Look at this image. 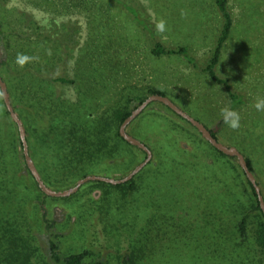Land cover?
I'll list each match as a JSON object with an SVG mask.
<instances>
[{
    "label": "trees",
    "instance_id": "16d2710c",
    "mask_svg": "<svg viewBox=\"0 0 264 264\" xmlns=\"http://www.w3.org/2000/svg\"><path fill=\"white\" fill-rule=\"evenodd\" d=\"M10 1L0 0V75L7 84L14 109L24 122L30 155L44 182L54 189L72 187L90 174L118 176L139 164L138 155L147 156L143 149L121 136L120 126L147 97L152 94L167 96V93L150 84L140 88L127 83L119 87V82L113 80L121 68H130L125 59L113 54L116 53L114 45H122L124 38L133 39L134 35V40L144 43L149 55L157 59L177 57L201 68L214 82L225 87L232 109L237 110L246 102L244 95L233 89L230 79L221 77L216 70L234 27L230 0H214L221 25L203 67L192 53L190 43L175 41L170 32H156V22L161 18L168 20V14L155 11L156 0H148L147 7L141 0H97L92 7L88 0H67L69 10L72 6L89 17L97 14V17L99 14L106 17L97 23L89 20L92 23L89 36L82 45L77 37L80 27L76 24L57 23L52 19L43 25L25 11H12L9 17L7 5ZM28 2L35 7L41 5L38 0ZM116 11L125 15L128 35L123 34L121 23L115 21ZM48 49L52 52L50 56ZM17 53L38 55L40 61L21 69L15 64ZM70 69L73 71L71 77L67 74ZM63 85L72 86L75 96H65L59 90ZM156 102L200 133L170 107ZM153 115L167 117L172 122L173 127L168 131L187 128L165 111L155 110ZM256 122L254 119L253 127L259 144L255 146L252 141L247 148L244 143L237 145L264 197V124ZM169 132L166 135L171 137ZM211 132L220 139L217 133ZM200 136H195L194 141L203 147L204 157L190 151V147L179 148L184 157L176 156L174 142L169 138L163 142L160 138L154 146L141 139L152 150L153 158L130 181L112 184L92 180L70 195L77 196L87 187L89 192L102 190L101 200L94 196L89 199L91 203L100 202L98 206L109 216L114 204L119 210L125 209L133 204L131 197L142 195L143 191L175 190L171 194L178 198L165 203L168 208L162 221L158 219L157 210L148 217L145 240L141 234L146 227L138 228L135 222L123 221L122 226L129 233L127 251H120L121 245L108 255L96 252L89 245L79 249L75 245V250L69 251L62 244V238L68 235L63 236L58 231L57 222L49 218L44 207L45 198L65 197L49 196L39 187L26 164L18 126L0 89V264H143L159 252L158 245L166 253L162 254L166 262L177 264L171 260L169 248L178 251L175 246L180 245L185 249L182 239L190 231L195 232V227L203 234L201 239L207 237L197 243L206 246L205 259L202 262L198 258L196 251L204 248H195V244L193 251L190 250L191 256L188 255L187 260L180 259V264L185 261L188 264H264V212L256 189L236 156L225 154L201 133ZM118 159L120 163L113 166ZM194 186L206 187L211 194L208 198L211 202L207 205L208 224L203 219L191 218V205L198 206L202 199L195 203L189 194L180 192V189ZM31 201L34 204L30 207ZM157 202L158 199L152 201L148 197L145 204L149 207ZM92 213L91 208L85 219L92 218ZM102 220L107 230L106 221ZM113 225L111 218L110 226L113 228ZM179 226L192 229L177 233L175 228ZM169 230H174V234ZM155 231L158 235L153 236L151 233Z\"/></svg>",
    "mask_w": 264,
    "mask_h": 264
},
{
    "label": "rangeland",
    "instance_id": "374dc122",
    "mask_svg": "<svg viewBox=\"0 0 264 264\" xmlns=\"http://www.w3.org/2000/svg\"><path fill=\"white\" fill-rule=\"evenodd\" d=\"M39 2H41V5L35 7L29 4L28 0H11L7 5V15L9 17L13 15L12 11H25L29 12L36 21L43 25L50 23L52 19H56L57 23L58 21L61 23L66 21L76 24L80 27L77 37L81 45L89 36L92 24L89 23V20L91 19L93 23H97L106 18L101 14L98 17V14L94 17H89L84 13L78 12L79 10L72 6L69 10L67 7L69 2L67 0H38L37 3ZM88 2L92 7L97 0H88ZM141 2L144 7L149 4L148 0H141ZM156 3L155 11L160 10L168 14V32H170L175 41L190 43L192 53L196 56L200 67H203L217 41L218 29L221 25V16L215 9L214 0H156ZM230 5L234 16V27L216 70L221 77L229 78L233 89L245 97V104L237 109L242 117L239 129L232 130L221 121V108L225 106L231 107L223 85L217 84L201 68H195L181 58L166 57L157 59L150 56L149 52H147V46L144 43L135 41L134 35L133 39L124 38L122 45H114L116 53L113 52V54L125 59V64H128L130 68H121L118 74L113 76V80L119 82V87L127 83L135 84V86L140 88L144 84H150L164 90L167 93V97L172 99L179 107L204 125L206 124L208 129L217 133L220 142L237 148L239 144L244 143L245 148H247L248 143L254 141L256 146L260 141L256 135V129L253 127V120L257 119L256 123L264 124L263 112L257 111L253 107L255 98L264 96V0H230ZM79 8L82 9L81 7ZM181 9L187 11L188 15L186 18L181 17ZM115 13L118 12L116 11ZM114 17L115 21L121 23L124 28L123 34L128 35L129 27L126 24L125 15L118 13ZM133 44L134 47H132ZM174 44L176 45V42ZM67 74L71 77L73 71L70 69ZM59 90L67 97L75 96V91L70 85H63ZM155 110L165 111L166 115L178 118L164 105L154 102L128 125V133L131 135L137 134L140 139L135 135L133 136L139 140L143 139L153 146L160 138L162 142L169 138L170 141L174 142L175 154L178 157H184L182 151H179L181 147H190V151L204 157L203 147H200L194 141L195 136H200V133L194 127L183 119L178 118V121L187 127L186 130L175 128L174 130L170 129L169 131L171 132H169L168 129L173 127L172 122L167 117L154 116L153 111ZM168 132L172 138L166 135ZM244 151L246 152V149ZM121 158L123 159V157ZM144 159L143 154H140L137 162L140 163ZM120 160H116L113 166L117 167L116 165L120 163ZM131 171L132 169L125 170L118 176L111 177L119 179ZM68 188L55 189L64 190ZM173 191L175 190L155 189L152 193L143 191L142 195L131 197L134 200L133 204L125 209L119 210L117 208L118 205L114 204L112 215L110 214L109 216L106 215L104 209L98 206L100 202L91 203V199H89L94 196L96 199L101 200L102 190L95 189L89 192L88 187L74 197L69 195L65 196V198H45L44 207L48 210L49 218L57 222L58 231L63 236L68 235L62 238V244L66 250H75V245L78 249L81 246L89 245L96 252L108 255L111 252H116L119 245H121L120 251H127L129 233L122 226L123 221L135 222L138 228L144 229L147 226L148 217L155 210L159 211L160 216L158 219L162 221V215L168 208L165 203L175 198L171 194ZM180 192L189 194L191 196L190 199H193L195 203L199 202L200 198L202 199L198 206L197 204L191 205V218L203 219L208 224L206 219L208 218L207 205L211 202V200H208L211 195L209 190L206 187L194 186L180 189ZM116 195L114 194V196ZM148 197L152 201L158 199V202L152 203V206L148 207L145 204ZM32 202L31 204L29 203L30 207L34 204ZM91 208L94 212L91 214L92 218L85 219V215L89 216ZM103 218L106 221L107 230L104 229L105 222L102 220ZM111 218L114 224L113 228L110 226ZM191 229L192 227L179 226L175 228V232L187 233ZM147 230L148 227L145 228L144 235L141 234L144 240L146 239ZM169 231L172 235L174 234V230ZM158 233L161 234V231H158ZM71 234H74V236ZM151 234L153 236L158 235L157 231ZM197 237L200 239H197ZM202 237L204 236L199 228L195 227V232L190 231L182 239L181 244L186 247L185 249L181 248L180 245L175 246L181 253L173 247L169 248L171 250L168 249L171 260L178 262L177 264H180V259L187 260L188 255L191 256L192 254L190 252V250L193 251L192 247L207 238L201 239ZM158 246L160 247L159 252L157 251L154 257L150 256L147 258L143 264H176L175 262H166L167 260L162 256V254L166 253H163L160 245ZM197 247L204 248L203 251H196L198 258H201L203 262L207 254L206 246L197 244L195 248ZM181 264H188V262L185 261Z\"/></svg>",
    "mask_w": 264,
    "mask_h": 264
},
{
    "label": "water",
    "instance_id": "95a60500",
    "mask_svg": "<svg viewBox=\"0 0 264 264\" xmlns=\"http://www.w3.org/2000/svg\"><path fill=\"white\" fill-rule=\"evenodd\" d=\"M0 89H1V94L4 99L5 105L8 111L10 112L12 119L16 122L18 126L19 136L22 142L23 154L25 157L26 164L30 172L36 179L41 190L49 196H53V197L69 196L71 194L76 193L83 184H85L88 181H92V180H100V181H105V182L112 183V184H120V183H125L127 181H130L136 174H138L151 161V159L153 158V152L144 142H142L138 138L128 133L127 127L136 117H138L147 108V106L150 103L159 101L167 105L168 107H170L173 111H175L177 114H179L186 120H188L192 125H194L199 130L202 136L206 140H208L212 145H214L216 148L223 151L227 155L237 157L239 164L245 170L248 178L253 183L256 189L259 202H260V206L264 212V197L261 193V187L257 183L256 177L249 169L246 158L243 155V153L235 146H228L220 142L218 139H216L213 136L211 130L208 129L202 122H200L199 120H197L196 118L188 114L184 109L179 107L172 99H170L167 96L161 95V94H152L149 97H147L141 104H139L135 109H133L132 113L123 121V123L120 126L121 136L125 138L128 142H130L131 144L138 146L139 148L143 149L147 153L146 158L142 162H140L136 167H134L131 172H129L126 176L119 178V179L114 178V177L104 176V175L90 174V175H87L79 179L74 186L68 189H64V190L53 189L52 187L48 186L44 182L32 156L30 155L26 128L18 112H16V110L14 109L11 103L10 93L8 91L7 84L1 76H0Z\"/></svg>",
    "mask_w": 264,
    "mask_h": 264
},
{
    "label": "clouds",
    "instance_id": "9594fccd",
    "mask_svg": "<svg viewBox=\"0 0 264 264\" xmlns=\"http://www.w3.org/2000/svg\"><path fill=\"white\" fill-rule=\"evenodd\" d=\"M182 18H186L188 13L185 9L180 10ZM155 30L159 34H164L169 31L168 23L165 19H159L155 24ZM51 49L47 50V55H51ZM40 57L38 55H28L25 53H17L15 58V64L23 69L26 65L32 63H38ZM253 107L260 112H264V96H257ZM220 117L223 124L227 125L232 130H237L241 127V115L239 111L232 109L229 106L222 107L220 110Z\"/></svg>",
    "mask_w": 264,
    "mask_h": 264
}]
</instances>
